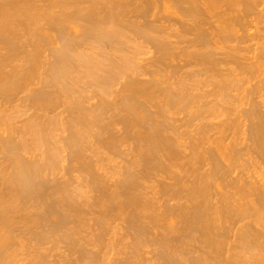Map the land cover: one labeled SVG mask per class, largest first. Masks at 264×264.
Returning a JSON list of instances; mask_svg holds the SVG:
<instances>
[{
    "label": "bare ground",
    "instance_id": "obj_1",
    "mask_svg": "<svg viewBox=\"0 0 264 264\" xmlns=\"http://www.w3.org/2000/svg\"><path fill=\"white\" fill-rule=\"evenodd\" d=\"M261 6L0 0V264H264Z\"/></svg>",
    "mask_w": 264,
    "mask_h": 264
},
{
    "label": "rangeland",
    "instance_id": "obj_2",
    "mask_svg": "<svg viewBox=\"0 0 264 264\" xmlns=\"http://www.w3.org/2000/svg\"><path fill=\"white\" fill-rule=\"evenodd\" d=\"M261 7H264V6H261ZM261 7H260V8H261ZM260 8H259V10H260ZM261 9H263V8H261ZM260 26H261V25H260ZM260 26H258V27H260ZM144 57H145L144 59H148V58H146L147 56H144ZM150 57H151V55H150ZM150 57H149V58H150ZM145 78H146V77H144V78H142V79H145ZM180 117H182V116H180ZM112 159H113V160H112L113 162H111V163L108 164V166L110 165V167L116 165V164L119 162V159H120V158H119V159H118V158H112ZM64 163H65V164H63L64 167L67 166V165H66L67 163H66V162H64ZM112 164H113V165H112ZM64 167H63V169H62V171H64L63 174H62L61 171H60V172L58 173V176L56 175L55 178H57V180H60L61 178H63V179H61V180H66V179L69 178L68 176H70V175H69L68 173H66ZM65 174H66V176H65ZM59 175H60V176H59ZM59 177H60V178H59ZM64 178H65V179H64ZM157 178H158V177H157ZM157 178H156L157 181H158V180H160V181L163 180L161 177H160V179H159V178L157 179ZM161 179H162V180H161ZM163 181H164V180H163ZM165 182H166V180H165ZM148 184H151V183L148 182ZM148 184H147V185H148Z\"/></svg>",
    "mask_w": 264,
    "mask_h": 264
}]
</instances>
